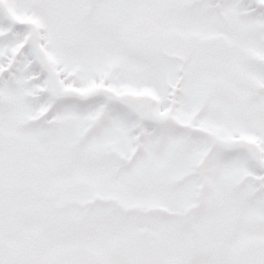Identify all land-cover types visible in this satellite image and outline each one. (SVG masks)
Returning a JSON list of instances; mask_svg holds the SVG:
<instances>
[{"label":"snow or ice","instance_id":"snow-or-ice-1","mask_svg":"<svg viewBox=\"0 0 264 264\" xmlns=\"http://www.w3.org/2000/svg\"><path fill=\"white\" fill-rule=\"evenodd\" d=\"M0 264H264V0H0Z\"/></svg>","mask_w":264,"mask_h":264}]
</instances>
